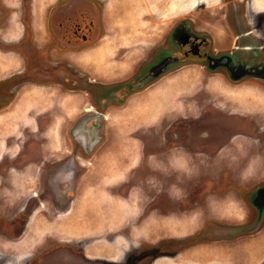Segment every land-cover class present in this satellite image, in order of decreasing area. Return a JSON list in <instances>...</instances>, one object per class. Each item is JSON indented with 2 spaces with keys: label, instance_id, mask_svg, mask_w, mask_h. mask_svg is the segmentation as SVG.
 I'll use <instances>...</instances> for the list:
<instances>
[{
  "label": "rangeland",
  "instance_id": "obj_1",
  "mask_svg": "<svg viewBox=\"0 0 264 264\" xmlns=\"http://www.w3.org/2000/svg\"><path fill=\"white\" fill-rule=\"evenodd\" d=\"M70 1L93 3L99 24L94 33L86 32L84 40L94 44H74L81 35H70L67 42L64 39L67 44L62 42L63 36L57 32L61 33L60 21L53 19L62 0H9L16 12L8 28L12 32H0V39L16 44L18 51L25 45L26 53L14 57L15 71L26 65L31 69L49 64L53 73L57 66L52 63L64 60L80 75L76 90H69L72 82L62 85V77L67 76L65 65H58L59 78L52 74L42 81L36 75L32 83L20 85L21 93L11 103L0 105V221L7 223L10 218L18 224L14 239L8 236V227L0 228L1 264H24L28 255L20 262L10 261L29 251L36 257L46 251L49 259L61 253L67 260L72 255L84 260V255H90L94 261L109 257L107 254L121 256L129 242L138 241L143 224L152 227L158 211H169L173 198L184 205L193 201L192 208L213 203L223 212L234 210L241 225L255 219L257 212L248 197L254 187L264 183V83L251 78L231 82L224 74L209 72L197 63L172 69L141 89L133 79L144 64L152 63L146 58L153 51L166 46L177 49L166 38L181 20L183 24L189 20L194 30L209 29L215 48L229 45L232 38L227 41L226 33L229 38L231 34L222 29L226 27L221 0H109V9L103 0H65L62 6L69 8ZM254 1L259 6L256 11L264 9V0ZM107 10L114 15L111 21L109 13V22ZM15 15L18 21L24 20L26 31ZM16 22L19 25L13 30ZM108 25L115 36L104 39ZM125 26L128 31V26L133 28L134 34L116 35ZM88 52H94L96 58L86 55ZM72 69L69 71L74 72ZM4 76L0 73V78ZM129 83L134 84L132 88ZM105 86L112 89L111 94L97 95L106 101L102 105L96 101L97 107L90 109L95 103L83 90L92 95L95 88ZM79 109L84 114L72 122ZM80 128L88 138L100 136L94 151L88 144L79 145L76 130ZM47 163L50 168L44 178L59 166L65 172L75 170L74 176L78 172L75 192L71 191L73 179L59 188L63 201L74 200L73 209L57 218L38 212L21 237L27 213L37 206V202L21 203V199L36 192L37 183L29 178L22 181L18 175L41 174ZM11 174L13 181L5 179ZM44 178L38 186H44ZM186 189L193 194L185 195ZM159 201L163 203L154 211L156 206L151 204ZM19 206H27L28 211L15 216ZM143 209L149 213L141 222ZM192 214L182 224H190L194 231L206 216L200 211ZM239 243L241 264H264V218L254 235L241 237ZM244 251L248 253L243 255ZM225 255L223 261L240 259L232 252ZM210 256L208 264L221 260ZM80 258H74V264H85ZM86 259L88 264L93 260Z\"/></svg>",
  "mask_w": 264,
  "mask_h": 264
},
{
  "label": "flooded vegetation",
  "instance_id": "obj_2",
  "mask_svg": "<svg viewBox=\"0 0 264 264\" xmlns=\"http://www.w3.org/2000/svg\"><path fill=\"white\" fill-rule=\"evenodd\" d=\"M63 1L65 0H62V2ZM62 2L59 3L60 7H58L57 10L53 11V19L54 18L59 19L60 21L59 30L61 31V33L59 31L57 32L60 35V38L63 36L62 42L64 44H67L66 42L70 38V35L72 37L74 36L78 37L79 35H81L82 38H78L81 40L74 42V44H78L79 46H88V45L90 46L94 44L95 42H89L87 40H84L85 37L87 36L86 32L94 33L96 31V28L98 27L97 24H99V22L97 21L98 14L93 6V3L90 1H88L87 3L79 1L74 4V1L73 2L70 1L69 3L71 4V6H69L68 8L66 5L62 6ZM103 2H105L104 4L108 8L110 4L109 0H103ZM11 5L12 3H10L9 0H0V32H2L1 31L2 29L4 30L7 29V31L4 32H12L9 31L8 28L11 27L10 24L11 19L12 17H14V14L16 12L12 10ZM255 8H259V6L254 0H221V9H222L221 14L223 15L222 20L225 22V27H226L224 28L222 26V29H226L227 32L231 34V37L229 38L228 34L226 33L227 41H229V39L232 38L230 44L222 47L221 49L215 48L213 46L214 39L209 29L202 27V28H197V30H194L192 26H190V21L186 20V24H183L184 22H182L181 20L179 22H176L175 25H173L169 29L166 38V39L169 38L171 42H175L176 44L175 46L177 47V49L165 48L163 51L159 50L160 52H157L158 50L157 49L153 51V54H150L146 59L149 60L150 58L154 57V55L161 57L167 56L174 59L175 63L185 61L187 65H189L188 63L190 64L197 63L202 67H204L202 63L208 61L211 55L218 54L220 52L234 51L242 45H243L242 47L245 48L246 50L252 48H258L264 52V9H258V11H256ZM30 13H32V8L30 9ZM109 13L110 10H107V12L105 13L108 22L110 20V19L108 20V17L111 14ZM113 16L111 14V21L113 20ZM54 20L49 19V22L52 23ZM16 21H18L17 16H16ZM8 22H9V26H7ZM18 22L23 24L24 31H26L24 20L22 19ZM18 22H16V25L13 28V30H15L16 27H18L19 25ZM128 28L129 31L125 26V28H122V31L117 32L116 35H122V33L126 35L131 32L133 35L134 29L130 28V26H128ZM107 29L109 30L110 33L108 32V34H106L103 38L108 39L114 37L115 35L112 29H110V25L107 26ZM64 39L66 40V42H64ZM220 39L222 38L220 37ZM2 40H5V38L0 39L1 44H3V46L0 45V73H2L3 76L5 74H8V76H4L0 78V100H2L0 101V105H2L3 103L4 105L2 106L5 107L9 103H11V100L14 99L18 93L19 94L21 93L20 85L22 83H32L33 79H36L34 78V76L36 75L40 77L42 81L43 79L45 80L47 77H50L52 74L53 77H55V79L56 77L59 78L57 76L58 70H56L58 68V65H62V66L65 65L63 68L67 74L66 77L65 76L62 77V79L64 80V82H62V85L65 84V82L66 83L72 82V86L69 87L70 88L69 90L72 91L76 90L77 79L80 78V75L77 73V69L71 68L72 67L71 64L65 62L64 60L54 62L52 64L57 67L55 70H53V73L50 72L51 68H47L48 67L47 65L49 64L46 65L37 64L34 68L31 69L27 68L26 65L23 68L15 71L16 64L14 63V57H16L17 55L21 56L22 52L26 53L25 45L23 51L21 49L18 51L14 47V45L16 44L6 43V41H2ZM72 44L71 41L69 40L68 45H72ZM89 54L93 55L92 58L96 57L94 52H88V54L86 55ZM107 59L111 60L112 57H108ZM25 62H26L25 64H28L27 59H25ZM152 67L150 69H152ZM44 69L45 70L47 69V72H44L45 71ZM70 69L74 70V72L69 71ZM138 77L139 76L137 75H134L133 77V79L135 78L134 79L135 86L138 85L139 82L141 81L138 80V82H136ZM93 81L97 83V79H92L91 82L94 83ZM133 85L134 84L129 83L128 88H132ZM128 88L125 89L127 92L129 91ZM83 91L86 94H88L95 103V105L94 104L90 105V109L97 107L96 101L98 102L97 103L98 105L99 104L102 105L103 102L106 101V99L101 100V97L100 98L96 97L98 94L102 92L101 89L95 88V91H92L93 92L92 95H90V91H86V90ZM111 92L112 89L107 92L105 89V93H107L108 95L111 94ZM86 111H89V108H86ZM83 114L84 113H82L79 109L73 115L72 122H74L77 118H79ZM105 118L108 119V115ZM80 132L81 130L77 131V133ZM186 140L187 139L185 138V140L181 144L184 147L187 144L185 142ZM22 142L23 141H21V143ZM196 143H198V141L195 140L194 145H197ZM199 145H201V141ZM21 149H23L22 145H21ZM78 158L82 159L80 156H78ZM61 160L62 159H60V161ZM49 163L46 164L41 174L40 173L22 174V175L17 174L18 178L20 177V180H22L23 178L22 181H27V178H29L30 179L29 182L33 184H35V182L37 183L36 192H34L33 194H30L29 192L25 197L23 196L21 199V203L37 202V206H34L27 213V218H28L27 224L25 225V230L22 232L21 237L26 235L25 232L28 230L29 226L35 219L34 217L38 212L45 211L49 215V217L52 218H57L59 215L55 212L53 206V204L57 202L56 187L61 183L62 178L60 176H66V177L68 176L66 173L59 172L58 174L52 175L48 179V184L46 188L43 185L38 186V183L41 184L43 181L44 178L43 173L45 172L46 169L50 168ZM10 178L13 181V179H15L14 174L7 175V177H5V179H9V180ZM2 179L3 177L0 176V181ZM34 179L35 181H33ZM46 192H48L49 196L45 195ZM190 193L193 194L191 191L187 189L184 192L185 195ZM196 193H197L196 197H198V192ZM184 198L187 199V196H184ZM195 200L197 201L198 199L195 198ZM40 201H42L41 204H39ZM162 203L163 202L160 201L158 203L152 202L151 205L156 206L153 208V210L158 211V206ZM191 204H193V201H191ZM191 204L185 203L184 205V203L177 202L173 198V200L170 201L169 211H164L163 213L158 211L159 215H157V217L154 218L156 223L152 227L143 224V228L141 230L142 233L138 236V241L129 242L130 245L128 243V246L130 247L124 249L123 251L121 250V256H118L119 254L117 256L114 254V256L104 257L101 259L99 258V260L97 259V261H94V258L90 257V255H84V256H87L86 258L88 259L90 258L93 259L89 264H208L209 263L208 261H210L209 258H211V256L209 257V255L212 254V256H217L218 258L220 257L221 259V260L218 259L217 263L215 264H241L242 263L241 255L239 254L240 253L239 251L241 249L240 248L241 243H239V239L244 236L250 237L254 235V233L242 234V235L237 234L232 236H230L229 234H224L223 228L225 226H233V225L241 224V222L236 221L238 217L234 210L223 212L224 210L222 209V207L215 208L213 203L210 204L211 207H209L208 203L206 204L207 205L206 207L205 204L202 205L203 203H201L200 204L201 206L196 208H192ZM27 211H28L27 206L25 208L23 206L21 207L19 206L15 211L17 212L16 213L17 215L15 214V216H18L19 214L24 215ZM199 211L203 213L204 216L206 217L203 219L204 222L202 225L200 224V226L194 229V231L193 230L191 231V228L189 227L190 224L186 226L182 223H184V221L187 220L189 221L190 217L193 216L192 214L193 212L197 213ZM148 213L147 212L144 213V209H143V211L140 213V215H143L141 222H144L145 219L147 220ZM221 215L223 217H220ZM167 221H169L170 223H167ZM176 222H181V223L180 224L178 223L177 225ZM6 227L9 228L8 236L10 237V239H14V237L18 235L17 232L18 224L13 220L10 221V218L8 219L7 223L0 221V228H6ZM112 246H115V244H112ZM236 247H239V249L238 250L235 249ZM116 248H112V249L116 250ZM226 252H232L234 253L235 257H238L240 259L235 258V260L233 261H229V260L223 261L225 257L227 258V256L225 255ZM44 253L45 255L43 256ZM245 253L248 252L244 251L243 255ZM39 254L40 255L36 257V255H34L32 251H29L26 254L24 253L20 255H15L17 257V260L11 259L10 263L11 262L16 263V261L20 262L22 258L27 255L28 258L26 259L24 264H64L65 261L68 264H74V260H75L74 258L82 257V256L72 255L71 259L67 260V259H63L64 256L61 257V253H59L60 256L56 258L52 257L51 259H49L50 256L48 255V253H46V251L45 252L41 251ZM41 255L43 259L39 258ZM86 258L85 260L81 258L80 259L83 261V263L88 264Z\"/></svg>",
  "mask_w": 264,
  "mask_h": 264
},
{
  "label": "water",
  "instance_id": "obj_3",
  "mask_svg": "<svg viewBox=\"0 0 264 264\" xmlns=\"http://www.w3.org/2000/svg\"><path fill=\"white\" fill-rule=\"evenodd\" d=\"M242 46H240L234 51L220 52L218 54L211 55L208 61L202 63L204 65V68L209 72L224 73L226 77L229 79V81L231 82H239L243 79L251 78V79L264 83V52L258 48H252V49L246 50ZM166 47H162L159 50L163 51ZM159 50H157V52H160ZM147 62L148 63L152 62V63L144 64L140 72L137 74V76L139 77L137 78L136 82H138V80H141L139 84L136 85V88L138 89H141V88H144L150 85L153 81L158 80L161 76H163L168 71L179 68L181 65L186 64V62L180 63V64L179 62L175 63L174 59L167 57V56L161 57V56H155V55L154 57H152V59L150 58L149 60H147ZM151 67L152 69H150ZM105 89H106V92L111 90L109 87L105 86V88L101 89L102 90V92L100 93L101 95L105 92ZM100 94H98V96ZM72 129L73 128H71L70 131H72ZM78 130H81V128L76 130V136H77L76 139L79 142V145L82 147H85L88 144L90 147V151H94V146L98 143L100 136H95V137L93 136V137L88 138L90 136L89 134H85V132H83L82 130L79 134H77ZM59 172L66 173L68 176V177L60 176L62 178L61 183L56 187L57 202L54 203L53 206H54L55 212L56 210L59 209V212H56V213L59 214L60 216L61 214L65 215L66 214L65 212H67L68 210L71 211L73 209L74 200H71L69 197L67 200L63 201L61 199V194H60L62 193V191L59 190V188H63V185L66 184V182L72 181L73 179L71 191L75 192L77 189L75 185H76L77 179L79 178V174L77 172V175L74 176L76 172L75 170H73V172L72 171L65 172L60 167L57 170V172H55L52 175L58 174ZM52 175L45 176V178H47V181L44 182L45 188L47 187L48 179ZM45 195L49 196L48 192H46ZM249 197H248V202L257 212L255 219H253L252 221L244 225L240 224V225H233V226H225L223 228L224 234H229L230 236L237 235V234H241V235L242 234H252L260 226L264 218V183L260 184L255 189L250 191Z\"/></svg>",
  "mask_w": 264,
  "mask_h": 264
},
{
  "label": "crops",
  "instance_id": "obj_4",
  "mask_svg": "<svg viewBox=\"0 0 264 264\" xmlns=\"http://www.w3.org/2000/svg\"><path fill=\"white\" fill-rule=\"evenodd\" d=\"M97 250H99V249H97ZM99 251H103V250H99ZM101 253V252H100ZM105 255V254H104ZM107 255H110V256H114V254H107Z\"/></svg>",
  "mask_w": 264,
  "mask_h": 264
},
{
  "label": "bare ground",
  "instance_id": "obj_5",
  "mask_svg": "<svg viewBox=\"0 0 264 264\" xmlns=\"http://www.w3.org/2000/svg\"><path fill=\"white\" fill-rule=\"evenodd\" d=\"M96 58V57H95ZM2 69V68H1ZM77 134H79V133H77ZM132 155V154H131ZM70 211L68 210L67 212H65V213H69ZM30 220V219H29ZM171 261V260H170ZM169 262V261H168ZM179 263V262H178Z\"/></svg>",
  "mask_w": 264,
  "mask_h": 264
}]
</instances>
